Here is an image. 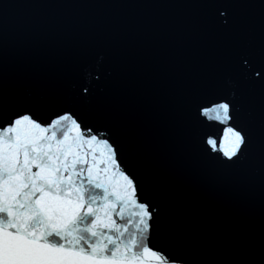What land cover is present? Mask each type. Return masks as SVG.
I'll use <instances>...</instances> for the list:
<instances>
[{
	"label": "snow or ice",
	"instance_id": "1",
	"mask_svg": "<svg viewBox=\"0 0 264 264\" xmlns=\"http://www.w3.org/2000/svg\"><path fill=\"white\" fill-rule=\"evenodd\" d=\"M0 264H264V0L0 2Z\"/></svg>",
	"mask_w": 264,
	"mask_h": 264
},
{
	"label": "water",
	"instance_id": "2",
	"mask_svg": "<svg viewBox=\"0 0 264 264\" xmlns=\"http://www.w3.org/2000/svg\"><path fill=\"white\" fill-rule=\"evenodd\" d=\"M0 2H8L15 5H24L28 0H0ZM163 3H171L181 5L186 0H161ZM38 10L28 7H12L8 9V19L11 25H16L37 13ZM96 14L114 13L123 16L132 17H147L163 19L171 23L186 25L192 29H207L209 22L196 9L188 7H164V8H123V9H94L88 10ZM210 126V130L219 134L221 129L219 125H214L212 122H206Z\"/></svg>",
	"mask_w": 264,
	"mask_h": 264
}]
</instances>
